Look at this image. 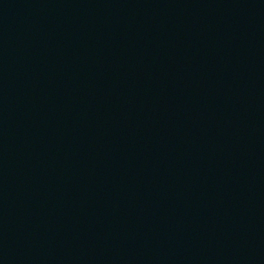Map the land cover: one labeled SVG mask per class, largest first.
Segmentation results:
<instances>
[{
    "label": "water",
    "instance_id": "95a60500",
    "mask_svg": "<svg viewBox=\"0 0 264 264\" xmlns=\"http://www.w3.org/2000/svg\"><path fill=\"white\" fill-rule=\"evenodd\" d=\"M0 264H264V0H0Z\"/></svg>",
    "mask_w": 264,
    "mask_h": 264
}]
</instances>
